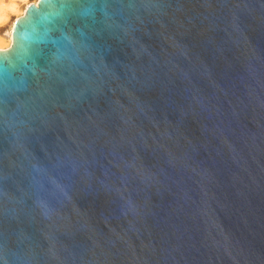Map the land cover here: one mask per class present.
<instances>
[{"label": "water", "instance_id": "1", "mask_svg": "<svg viewBox=\"0 0 264 264\" xmlns=\"http://www.w3.org/2000/svg\"><path fill=\"white\" fill-rule=\"evenodd\" d=\"M0 264H264V0H39L0 50Z\"/></svg>", "mask_w": 264, "mask_h": 264}, {"label": "rangeland", "instance_id": "2", "mask_svg": "<svg viewBox=\"0 0 264 264\" xmlns=\"http://www.w3.org/2000/svg\"><path fill=\"white\" fill-rule=\"evenodd\" d=\"M39 0H0V50L11 46V33L14 23L25 14L31 4Z\"/></svg>", "mask_w": 264, "mask_h": 264}, {"label": "bare ground", "instance_id": "3", "mask_svg": "<svg viewBox=\"0 0 264 264\" xmlns=\"http://www.w3.org/2000/svg\"><path fill=\"white\" fill-rule=\"evenodd\" d=\"M12 43V33H11V41H10V44Z\"/></svg>", "mask_w": 264, "mask_h": 264}]
</instances>
